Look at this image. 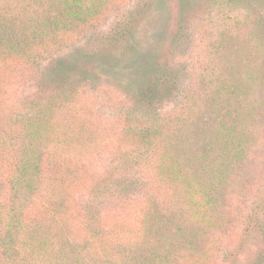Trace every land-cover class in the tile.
<instances>
[{
    "label": "trees",
    "instance_id": "trees-1",
    "mask_svg": "<svg viewBox=\"0 0 264 264\" xmlns=\"http://www.w3.org/2000/svg\"><path fill=\"white\" fill-rule=\"evenodd\" d=\"M120 1L0 0V74L26 63L32 88L0 102V264H213L239 227L264 264L263 17L204 0L190 67L180 15L126 84L104 74L142 12L100 25Z\"/></svg>",
    "mask_w": 264,
    "mask_h": 264
},
{
    "label": "rangeland",
    "instance_id": "rangeland-1",
    "mask_svg": "<svg viewBox=\"0 0 264 264\" xmlns=\"http://www.w3.org/2000/svg\"><path fill=\"white\" fill-rule=\"evenodd\" d=\"M243 1V0H240ZM251 2L255 8V12L259 13L263 19L264 25V0H247ZM204 0H121L117 8L121 10H111L100 21L103 28L108 27L120 12L134 9L142 12L139 21L133 29L132 37L129 41V47L124 55H121L113 62V66L104 74V79H116L118 82H126L130 84L131 77L139 72V63L143 56H148L155 52V49L166 46L170 39L179 16H183L187 20L189 29L188 43L182 45V51L179 53L181 64L188 65L193 61L192 51L196 48L199 41V31L196 29L198 24L202 22L203 10L202 3ZM244 2V1H243ZM242 6V7H241ZM245 3H237L235 11L243 19L250 21L246 15ZM244 8V9H243ZM221 12V11H220ZM222 14V13H220ZM244 14V15H243ZM258 14V16H259ZM79 42L76 45H81ZM264 47H260L259 52L264 54ZM156 49V50H157ZM73 50H68L65 55H69ZM117 55V52L114 54ZM112 54V57L114 56ZM183 66V67H184ZM264 67V65H263ZM26 72H30V68L26 63H17L11 67H6L0 74V102L2 105L13 107L16 109L20 101L28 95L32 90L31 82L27 81ZM187 81L185 80L184 83ZM264 98V91H263ZM114 98L99 97L98 104L101 111H108L112 105ZM110 114H106L105 120H108ZM112 143H107L83 153L89 163L106 164L111 157ZM66 152L78 154V149L66 148ZM79 153V154H81ZM254 191H256V182L252 183ZM254 191L249 192V199L253 198ZM253 238L246 235L242 227L235 229L233 232L227 233L218 239L216 243V251L213 264H252L253 251L255 249Z\"/></svg>",
    "mask_w": 264,
    "mask_h": 264
}]
</instances>
